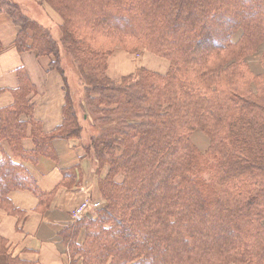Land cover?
<instances>
[{"label":"trees","instance_id":"trees-1","mask_svg":"<svg viewBox=\"0 0 264 264\" xmlns=\"http://www.w3.org/2000/svg\"><path fill=\"white\" fill-rule=\"evenodd\" d=\"M41 2L63 21L60 42L82 98L76 107L65 88L62 125L44 133L20 74L11 105L0 108V208L20 214L14 190L46 208L52 192L24 163H57L53 142L75 139L107 173L98 181L103 206L61 230L69 264H264V0ZM18 6L0 0L17 27L16 50L50 57L66 87L58 44ZM121 48L164 58L169 71L137 68L113 83L107 62ZM77 110L94 130L85 140ZM195 131L208 139L203 153ZM28 135L33 148L24 150ZM77 170L61 168L63 184ZM0 264L28 263L0 237Z\"/></svg>","mask_w":264,"mask_h":264},{"label":"crops","instance_id":"crops-1","mask_svg":"<svg viewBox=\"0 0 264 264\" xmlns=\"http://www.w3.org/2000/svg\"><path fill=\"white\" fill-rule=\"evenodd\" d=\"M16 34L17 27L10 17L0 13V108L11 105L12 91L17 89L19 76L24 73L33 89L28 97L33 108L32 118L40 123L44 133H52L63 122L65 88L62 75L49 69L50 57L18 53L14 44ZM84 120L86 122V116ZM79 144L75 139H56L53 145L58 155L57 163L43 157L35 164L24 163L38 188L52 192V197L47 207L42 208L29 191L9 193V200L20 212L11 215L0 208V237L6 240L7 254L11 258L28 264H69L61 230L75 223L71 217L75 208L85 200L97 201L96 196H99L98 179L93 174L94 160ZM22 147L24 150L33 148L29 135L22 141ZM75 165L78 166L75 176L65 177L67 182L73 180L68 187L63 184L60 169Z\"/></svg>","mask_w":264,"mask_h":264},{"label":"rangeland","instance_id":"rangeland-1","mask_svg":"<svg viewBox=\"0 0 264 264\" xmlns=\"http://www.w3.org/2000/svg\"><path fill=\"white\" fill-rule=\"evenodd\" d=\"M9 1H12L13 3L19 5L18 7L22 11V13L29 16V18L35 21L38 25L50 31L52 38L58 44L60 67L64 72V76L66 80V87L64 85V88L69 89L72 96V100L77 107L78 103L81 101L83 90L80 87L78 69L75 63L73 62V58L68 51L62 48L60 42L61 33H62L61 24L63 23L61 17L51 8H49L45 3H42L41 0H9ZM137 68H144L152 73H159L163 75L169 71L170 63L166 59L153 55L147 51H143L138 54H133L127 52L123 48L116 50L108 58L107 74L113 83H118L121 77L134 73V71ZM84 113H86V109L84 110ZM77 116L78 119L80 120L79 122L84 126V131L82 133H84L83 139L85 140L87 139V136L89 134L93 133V130L87 128V123H85L84 120L85 116L80 110H77ZM88 116L90 119L92 115L90 116V114H88ZM95 133H97V130ZM191 140L198 151L202 153L205 151L208 145V139L202 132L195 131L192 134ZM93 164H94L93 174L98 179L97 180V189H98V181L105 177V174L107 173V167L100 169V172H98L97 169L98 164L95 160ZM121 179H122L121 176H117L118 181H121ZM98 193H99V189H98ZM96 199L98 200L97 201L85 200L83 202L84 204H88V208L84 212H82L77 219H74L71 216L72 219L75 220V223H77L78 220H80L82 217L91 218L95 215V213H97V211L103 206L104 201L100 193L99 196L98 195L96 196ZM77 208H75L74 210H76ZM75 223H73V225Z\"/></svg>","mask_w":264,"mask_h":264},{"label":"built area","instance_id":"built-area-1","mask_svg":"<svg viewBox=\"0 0 264 264\" xmlns=\"http://www.w3.org/2000/svg\"><path fill=\"white\" fill-rule=\"evenodd\" d=\"M88 208V204H80L76 210H74L71 215L74 219H77L79 215Z\"/></svg>","mask_w":264,"mask_h":264}]
</instances>
